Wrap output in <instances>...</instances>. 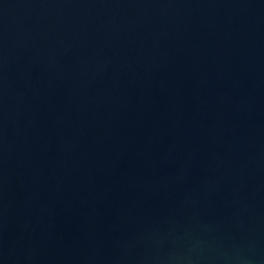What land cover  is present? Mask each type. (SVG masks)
<instances>
[{
  "label": "water",
  "instance_id": "water-1",
  "mask_svg": "<svg viewBox=\"0 0 264 264\" xmlns=\"http://www.w3.org/2000/svg\"><path fill=\"white\" fill-rule=\"evenodd\" d=\"M0 264H264V0H0Z\"/></svg>",
  "mask_w": 264,
  "mask_h": 264
}]
</instances>
